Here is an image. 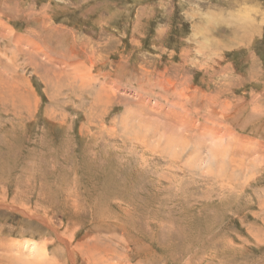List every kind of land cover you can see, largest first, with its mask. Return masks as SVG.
Wrapping results in <instances>:
<instances>
[{"label": "rangeland", "instance_id": "rangeland-1", "mask_svg": "<svg viewBox=\"0 0 264 264\" xmlns=\"http://www.w3.org/2000/svg\"><path fill=\"white\" fill-rule=\"evenodd\" d=\"M0 264H264V0H0Z\"/></svg>", "mask_w": 264, "mask_h": 264}]
</instances>
